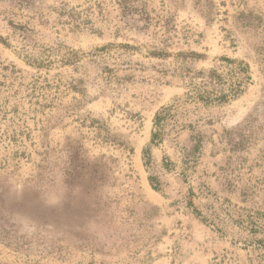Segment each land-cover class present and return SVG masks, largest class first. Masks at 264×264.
<instances>
[{"label": "rangeland", "instance_id": "374dc122", "mask_svg": "<svg viewBox=\"0 0 264 264\" xmlns=\"http://www.w3.org/2000/svg\"><path fill=\"white\" fill-rule=\"evenodd\" d=\"M0 264H264V0H0Z\"/></svg>", "mask_w": 264, "mask_h": 264}, {"label": "trees", "instance_id": "16d2710c", "mask_svg": "<svg viewBox=\"0 0 264 264\" xmlns=\"http://www.w3.org/2000/svg\"><path fill=\"white\" fill-rule=\"evenodd\" d=\"M202 103L208 105V104H213V103H217V104H222V103H226V101L228 100L227 96H221L220 98H212L210 100H204L203 98H200ZM166 116H167V111L164 110V113L161 114H157L154 118V131L152 134V139H151V143L152 144H156V140L159 139L160 135H161V130L163 128L164 122L166 121ZM156 180L154 178L150 179V184L151 187L154 190H158L157 188V184H156Z\"/></svg>", "mask_w": 264, "mask_h": 264}]
</instances>
